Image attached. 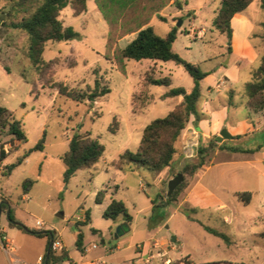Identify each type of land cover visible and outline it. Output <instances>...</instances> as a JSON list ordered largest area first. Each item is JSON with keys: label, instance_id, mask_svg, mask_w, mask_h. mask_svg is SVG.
<instances>
[{"label": "rangeland", "instance_id": "1", "mask_svg": "<svg viewBox=\"0 0 264 264\" xmlns=\"http://www.w3.org/2000/svg\"><path fill=\"white\" fill-rule=\"evenodd\" d=\"M179 2L181 8L171 2L160 13L165 21L155 17L150 26L162 37L176 27L174 51L208 73L197 104L201 120H194L184 131L172 167L121 172L112 162L127 150L136 152L146 126L166 118L180 104V99L161 97L167 92L165 87H153L156 101L141 114H133L134 95L142 91L145 77H170L173 88L188 92L194 88L193 78L174 62L128 60L126 73L121 72L106 57L109 25L95 0L89 1L88 10L80 16L71 6L61 13L60 20L71 34L62 42L46 45L45 63L39 70L29 57L27 34L12 27L25 14L13 9L11 1L0 0V107L14 112L28 134V142L14 149L12 137L3 134L2 143L10 151L4 165L15 164L46 133L44 151L33 152L10 177L2 175L4 168L0 170V193L14 203L20 223L34 227L42 221L48 228L43 231L60 233L75 262L86 256L76 244L81 231L84 247H99L88 259L101 258L106 264H264V112L255 114L245 105L246 87L264 56L262 0H254L246 11L247 30L235 21L239 49L235 54L233 42L230 53L227 37L214 27L221 0ZM245 37L258 54L253 61L241 55ZM135 38L129 35L117 45L123 49ZM98 83L111 93L83 103L59 91L62 85L69 92L91 95ZM217 85L221 92L213 91ZM225 129L233 136L223 142L225 146L263 149L251 155L226 150L210 153L207 166L177 203L153 211V201L160 193H168L169 182L183 174L187 164L197 162L200 142L207 144ZM77 133H91L106 150L95 168L80 171L66 183L62 157ZM27 180L35 185L24 196ZM104 190L108 193L98 204V194ZM244 192L253 193L250 204L237 197ZM112 199L126 204L133 216L130 227L124 226L121 217L104 218ZM86 213L91 223L78 228ZM199 222L227 235L231 244L207 232ZM0 225L10 232L6 215ZM9 234L19 253L7 254L0 243V264H16V257L34 264L39 255H45L47 237L39 239L18 230Z\"/></svg>", "mask_w": 264, "mask_h": 264}, {"label": "trees", "instance_id": "2", "mask_svg": "<svg viewBox=\"0 0 264 264\" xmlns=\"http://www.w3.org/2000/svg\"><path fill=\"white\" fill-rule=\"evenodd\" d=\"M14 3L13 9H18L25 16L17 23H12L14 29H18L27 34L29 40V57L37 69L40 70L44 65V54L46 45L49 42H62L67 33L71 34L70 29L64 27V22L60 20L61 13L71 6L75 15L80 16L88 10L90 0H9ZM176 3L180 8L179 0H95L96 5L109 25L108 60H114L118 69L126 73L128 60L137 62L149 60L155 62H174L182 66L185 71L193 78L194 88L189 93L182 87L173 88V80L170 77L155 78L148 74L144 79V86L139 94L134 95L133 114H141L144 109L156 101L155 95L151 93L153 87H165L167 92L162 96L163 99L183 98L181 103L169 113L166 118L152 121L146 126L143 132L140 146L136 152L127 150L112 162V166L121 172L139 171L146 169L150 171H160L167 167H172L175 156L178 154V144L182 140L183 133L189 126L191 118H195V123L201 120L197 104L202 96L201 82L208 76V73L201 71L200 67L185 61L173 49L177 40L178 29L175 27L166 36H159L150 26L152 20L157 17L165 21L160 13L167 8L171 2ZM254 2V0H221V7L214 20V27L228 39V51L233 52L232 42L234 29L232 20L236 15L244 13ZM264 10V0L261 2ZM35 10L31 12V9ZM11 16V14H8ZM264 29V23H263ZM129 35H136L125 48H119L118 42ZM60 93L67 97L83 103L85 100H94L104 97L111 93L109 87L101 88L98 83L93 94L72 93L66 86L60 85ZM246 108L258 114L264 112V56L262 57L259 68L254 72L253 80L246 87ZM12 137L14 148H21L28 142V134L19 121L15 113L0 107V169L10 156V151L5 150L2 143L3 134ZM45 137L37 146L18 159L15 164L7 165L4 168L3 176L10 177L15 169L20 167L35 151H44ZM241 136H238L240 138ZM11 149V150H12ZM263 149L258 146L251 149L239 147H227L219 144L218 137L209 141L207 144L200 142L197 150V162L187 164L183 170L184 182L178 187L171 197L166 193H160L153 201V211L156 208H168L177 203L181 194L190 186L191 181L208 164L210 153L216 150H226L233 154H255ZM17 149L16 151H18ZM105 146L99 139L92 138V134H75L70 140L69 152L62 157L66 170L64 173L65 182H69L80 171L93 169L101 160L105 153ZM35 181L27 180L23 185V194L28 195L34 187ZM107 190L101 191L97 197V203L101 204ZM239 200L250 204L253 200V193H238ZM6 203L0 205V210L5 211ZM107 220L123 219L125 227L133 224V216L129 213L126 204L117 199H112L110 205L104 213ZM10 225L23 232L37 238H48V249L44 257V264H63L70 260L66 249L59 255L49 250L55 233L51 231H37L28 228L15 219L13 209L8 215ZM91 223L89 213H86V220L77 223L80 228ZM207 232L216 237L222 238L228 245L231 244L230 238L210 227L199 222ZM97 232V231H95ZM83 233L79 231L77 236V247L83 251Z\"/></svg>", "mask_w": 264, "mask_h": 264}, {"label": "crops", "instance_id": "3", "mask_svg": "<svg viewBox=\"0 0 264 264\" xmlns=\"http://www.w3.org/2000/svg\"><path fill=\"white\" fill-rule=\"evenodd\" d=\"M248 10V9H247ZM246 10V11H247ZM246 11L244 12V13H242V14H238V15H236L235 16V18L232 20V27H233V29H234V34H233V47H234V54L235 53H238V51H239V49H237V31H236V28H235V21H240L241 23H242V25L244 26V29L245 30H247L248 29V24H249V19L247 18V16H245V13H246ZM242 47L244 48V51L242 52V54L241 55H243V56H245V57H248V60H250V61H253V60H255L257 57H258V54H257V52L255 51V48H254V45L249 41V37H245L243 40H242ZM219 87V85H217L214 89H213V91H218V92H221V90H219V89H217ZM221 87V86H220ZM188 92V91H187ZM152 93V92H151ZM190 93V92H189ZM165 94V93H164ZM163 94V95H164ZM162 95V96H163ZM161 96V97H162ZM178 99H180V103H181V101L183 100V98L182 97H180V98H178ZM195 120V118L194 117H192L191 118V122H190V124L189 125H191L192 124V122ZM5 164V163H4ZM6 166L5 165H3V167L2 168H5ZM96 167V166H95ZM94 167V168H95ZM2 168L0 169V170H2ZM116 170V169H115ZM118 171V170H117ZM2 175H3V172H2ZM107 193H108V191H107ZM25 196V195H24ZM23 201H25V198H23L22 199ZM112 201V200H111ZM6 203L5 205L7 206V208L8 209H6L5 211H2V210H0V220H1V218H2V216L3 215H6L7 216V219H8V225H9V227L11 228V230H10V232H7L6 231V229H4V228H2L1 227V225H0V233L1 234H3L4 235V238H6V239H8V240H10L11 242H13V244H14V241L13 240H11V238H10V234L9 233H11L12 231H16V230H18V231H22V230H20V229H18V228H15V227H12L11 225H10V221H9V218H8V215H9V212H10V210L11 209H13L14 208V203L11 201V200H9L8 199V197H6L3 193H0V205L2 204V203ZM111 203V202H110ZM110 205V204H109ZM108 205V206H109ZM86 217V216H85ZM82 221H85V219L84 220H82ZM18 222H20V221H18ZM23 225H25V224H23ZM28 228H30V229H33V230H39L36 226H32V227H28ZM23 232V231H22ZM23 233H25V232H23ZM56 236L57 237H61V235H60V233H56ZM39 239H42V238H39ZM62 241V240H61ZM63 242V241H62ZM63 244H64V242H63ZM94 246V245H93ZM92 246V247H93ZM64 247H65V249L67 250V247H66V245L64 244ZM92 247H84V245H83V251H82V253L83 254H85L86 256H83L81 259H80V261L79 262H75V261H73V260H71V256H70V254H69V257H70V260L69 261H67V262H69V264H106L101 258L100 259H88V257H87V255L92 251V250H94V249H92ZM14 249H15V252L14 253H19L18 252V250L14 247ZM47 249H48V247H47ZM87 249H89V252H87L86 250ZM6 252V251H5ZM67 252H68V250H67ZM7 253V252H6ZM46 253H47V250H46ZM46 253H45V255H46ZM69 253V252H68ZM7 254H9V253H7ZM45 255H39V257H38V259L40 258V257H45ZM38 259H37V261H36V263H34V264H37V262H38ZM15 263L16 264H25V257H16L15 258ZM66 263V262H65ZM65 263H63V264H65Z\"/></svg>", "mask_w": 264, "mask_h": 264}, {"label": "built area", "instance_id": "4", "mask_svg": "<svg viewBox=\"0 0 264 264\" xmlns=\"http://www.w3.org/2000/svg\"><path fill=\"white\" fill-rule=\"evenodd\" d=\"M0 151H1V147H0ZM36 227H37L39 230H41V231H43V230H45V229H48L47 226H46V224H45L44 222H42V221H37V223H36ZM0 243L2 244L3 249H4L7 253H9V251H11V252H15L13 242H11L10 240H8V239L2 237L1 235H0ZM98 248H99V247H98L97 245H94V246L92 247V249H94V250H96V249H98ZM64 249H65V247H64L63 242L61 241V239H60L59 237H57V236L55 235V238L53 239V241H52V243H51V250H52L56 255H59V254H61V253L63 252ZM86 251L89 252V249H87ZM37 264H44V257H40V258L38 259Z\"/></svg>", "mask_w": 264, "mask_h": 264}, {"label": "water", "instance_id": "5", "mask_svg": "<svg viewBox=\"0 0 264 264\" xmlns=\"http://www.w3.org/2000/svg\"><path fill=\"white\" fill-rule=\"evenodd\" d=\"M66 39V36H65ZM233 136L228 132L227 129L223 130L218 137V142L223 143L225 140L232 139ZM184 175L179 174L176 178L171 180L168 184V193L167 196L171 197L173 193L178 189V187L184 182ZM49 250H51V245L49 246Z\"/></svg>", "mask_w": 264, "mask_h": 264}]
</instances>
